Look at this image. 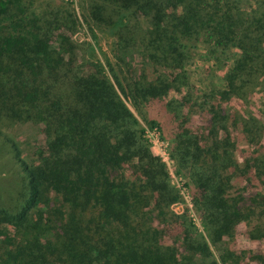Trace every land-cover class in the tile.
Here are the masks:
<instances>
[{
  "label": "trees",
  "instance_id": "trees-1",
  "mask_svg": "<svg viewBox=\"0 0 264 264\" xmlns=\"http://www.w3.org/2000/svg\"><path fill=\"white\" fill-rule=\"evenodd\" d=\"M243 1L88 0L92 17L124 23L116 58L135 47L146 57L140 72L131 66L126 87L116 79L119 91L100 64L79 59L86 51L72 38V14L0 0V124L32 120L46 136L33 159L9 139L20 170L0 205V264H230L229 245L219 260L211 247L232 240L239 225L264 241L263 124L241 114L230 121L219 104L195 126L169 103L188 83L189 48L201 37L209 58L237 49L221 99L244 101L262 84L264 0ZM120 92L137 110L164 109L169 157L205 233L174 211L180 191ZM240 140L251 146L242 161ZM251 259L264 264V250Z\"/></svg>",
  "mask_w": 264,
  "mask_h": 264
},
{
  "label": "rangeland",
  "instance_id": "rangeland-1",
  "mask_svg": "<svg viewBox=\"0 0 264 264\" xmlns=\"http://www.w3.org/2000/svg\"><path fill=\"white\" fill-rule=\"evenodd\" d=\"M25 2L30 8V12L37 14L47 13L54 17L58 15L59 18L72 14L76 20V28L71 33L72 38L86 51L85 54H80L79 59L100 64L119 91L121 89L117 85V80L120 81L122 87H126L127 82H130L128 72L132 69L131 66L138 72L146 67V57L139 47H135L123 56L124 61L116 58L113 48L124 23L119 21L115 26L117 18L113 22L104 23L92 17V8H90L88 0H25ZM248 2L250 1L244 0L242 5H248ZM140 26L145 30L148 29L149 23L143 19ZM204 40L205 38L201 37L193 45L191 43L190 58L186 65L188 83L182 87L180 93L172 92L170 94L169 103L173 102L172 106L180 104L186 113H190V119L195 126L196 124L200 125L208 109L216 108L219 104L224 106L227 115L231 117L230 121L241 114L245 118H257V121L264 126V76L261 78L260 86L249 90L247 101L239 100L233 95L232 97L230 95L229 98L226 95L225 99L228 101L221 99L224 92L229 90L225 76L233 64L237 49L231 48L224 54L217 52L214 57L210 56L211 58H209V46L205 44ZM120 94L138 119L140 127L145 130L152 150L164 160L172 183L180 191L181 200L174 205V211L187 213L196 227L205 233L201 217L193 202L191 189L187 185L188 181L182 173L178 172L175 163L169 157L171 143L163 125L164 109L141 107L137 110L123 93L120 92ZM238 118L240 121L241 117ZM152 122L155 123V126ZM239 129L241 130L240 126ZM9 139L14 141L26 159L35 158L36 150L46 143L43 127L35 121L17 122L6 127L0 124V205L6 203L10 197V191H16L18 186L16 177H19L17 172L20 169L15 164L12 151L10 152L12 146ZM261 141L264 143V135ZM250 148L251 146L245 141L238 142L236 154L239 161H242L246 150ZM245 232L246 225L241 224L232 240L226 238L224 244L212 246L215 258L219 260L221 252L225 248L224 245H229L228 248L233 254L232 261H229L230 264H255L251 255L264 250V241H253L246 237Z\"/></svg>",
  "mask_w": 264,
  "mask_h": 264
},
{
  "label": "built area",
  "instance_id": "built-area-1",
  "mask_svg": "<svg viewBox=\"0 0 264 264\" xmlns=\"http://www.w3.org/2000/svg\"><path fill=\"white\" fill-rule=\"evenodd\" d=\"M183 188H185V187H183ZM181 193H183V192L181 191Z\"/></svg>",
  "mask_w": 264,
  "mask_h": 264
}]
</instances>
